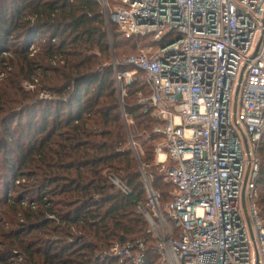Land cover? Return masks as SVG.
<instances>
[{
    "label": "trees",
    "instance_id": "16d2710c",
    "mask_svg": "<svg viewBox=\"0 0 264 264\" xmlns=\"http://www.w3.org/2000/svg\"><path fill=\"white\" fill-rule=\"evenodd\" d=\"M110 32L111 40L98 0H0V67L8 70L0 91V264L21 255L25 264H134L101 261V254L115 242L148 237L137 212L147 200L140 165L162 207L172 201L173 187L154 164L163 136L154 133L148 103L139 102L150 88L134 82L121 100L113 67L151 37L126 38L115 24ZM132 140L142 147L138 155ZM260 157L255 203L264 224V135ZM110 172L133 193L114 186ZM28 195L36 209L24 203ZM148 239L143 264H160Z\"/></svg>",
    "mask_w": 264,
    "mask_h": 264
},
{
    "label": "built area",
    "instance_id": "2783aa9c",
    "mask_svg": "<svg viewBox=\"0 0 264 264\" xmlns=\"http://www.w3.org/2000/svg\"><path fill=\"white\" fill-rule=\"evenodd\" d=\"M98 1L110 40L111 24L126 38L151 37L113 67L121 100L126 86H149L139 102L148 103L154 133L163 136L154 164L173 187L172 201L162 207L140 165L147 200L137 204L163 264H264V224L255 203L264 135V0ZM118 64L133 69L119 71ZM7 75L0 67V85ZM109 180L133 193L116 173ZM147 241L115 242L109 258L143 264Z\"/></svg>",
    "mask_w": 264,
    "mask_h": 264
},
{
    "label": "rangeland",
    "instance_id": "374dc122",
    "mask_svg": "<svg viewBox=\"0 0 264 264\" xmlns=\"http://www.w3.org/2000/svg\"><path fill=\"white\" fill-rule=\"evenodd\" d=\"M129 52V51H128ZM28 83V82H27ZM5 84V83H4ZM26 83H24V87L26 86L25 85ZM3 83L0 85V91L2 90V88H3ZM26 88V87H25ZM35 90H37V88L35 87L34 88ZM46 93H48V92H46ZM38 97L40 98V99H51V95H50V93H48V97H45V96H43L42 95V92H39V95H38ZM26 120V117H24L23 118V121H25ZM125 120H126V124H128V122H133V121H131L130 119L129 120H127L126 118H125ZM131 146L133 147V149H135V150H137L138 152H139V149H141L142 147L139 145V143L137 142V141H131ZM3 161H4V156H3V153L1 152L0 153V167L2 166V163H3ZM6 177V176H5ZM5 177H0V179H1V181H0V187L1 188H3V182H4V178ZM9 178H10V176H8ZM27 181V180H26ZM25 181V182H26ZM1 190V189H0ZM31 197L28 195V197H25V198H23V201H24V203L25 204H27L28 202H29V204H31V205H33L34 204V206H33V208L34 209H36L37 207H38V202H37V204H36V199H30ZM34 201V202H33ZM50 218H54V216H52V215H50L49 216ZM74 231V233L76 234V235H80V233H78L76 230H73ZM146 238V237H145ZM149 237H147V239H148ZM149 240V239H148ZM108 252V253H107ZM107 253V254H106ZM106 254V255H105ZM21 257H22V263L21 264H25V257H24V255H21ZM109 259V248L108 249H106V250H104L103 251V253L101 254V261H106V260H108ZM12 261V260H11ZM15 263V262H14ZM158 263H160V264H163V262H162V260L160 259V261L158 260ZM18 264H20V263H18Z\"/></svg>",
    "mask_w": 264,
    "mask_h": 264
},
{
    "label": "water",
    "instance_id": "95a60500",
    "mask_svg": "<svg viewBox=\"0 0 264 264\" xmlns=\"http://www.w3.org/2000/svg\"><path fill=\"white\" fill-rule=\"evenodd\" d=\"M257 51L258 49L256 50V52L254 53L253 57H255V55L257 54ZM242 76H243V73L241 74V77H240V82L242 81ZM238 95H239V88L237 89L236 91V95H235V99L237 100L238 98ZM244 195H243V203H244V206H245V201H244ZM246 215H247V220H248V223H249V228H250V231H251V234L253 236V228H252V225H251V221H250V218L248 216V212L246 211Z\"/></svg>",
    "mask_w": 264,
    "mask_h": 264
}]
</instances>
